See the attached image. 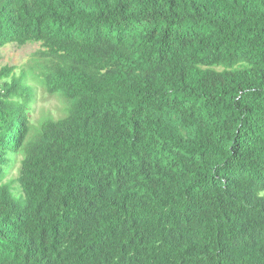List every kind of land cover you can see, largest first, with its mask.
Returning <instances> with one entry per match:
<instances>
[{"label": "trees", "instance_id": "16d2710c", "mask_svg": "<svg viewBox=\"0 0 264 264\" xmlns=\"http://www.w3.org/2000/svg\"><path fill=\"white\" fill-rule=\"evenodd\" d=\"M11 43L0 264H264V0H0Z\"/></svg>", "mask_w": 264, "mask_h": 264}, {"label": "rangeland", "instance_id": "374dc122", "mask_svg": "<svg viewBox=\"0 0 264 264\" xmlns=\"http://www.w3.org/2000/svg\"><path fill=\"white\" fill-rule=\"evenodd\" d=\"M38 48V43H27L25 45L11 43L1 47L0 69L4 66L12 67L14 72L17 73L22 66L29 62L32 54ZM60 106L61 103L57 98L44 94L38 89L35 92L34 101L30 106L32 119L37 118L42 112L49 113L54 117H57L60 113L58 110Z\"/></svg>", "mask_w": 264, "mask_h": 264}]
</instances>
